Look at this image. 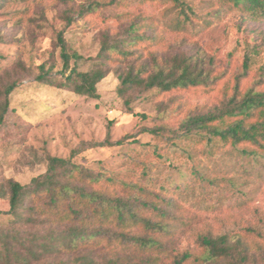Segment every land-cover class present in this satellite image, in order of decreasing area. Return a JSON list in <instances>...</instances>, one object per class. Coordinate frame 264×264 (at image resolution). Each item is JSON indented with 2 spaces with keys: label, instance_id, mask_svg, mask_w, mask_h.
Returning <instances> with one entry per match:
<instances>
[{
  "label": "rangeland",
  "instance_id": "374dc122",
  "mask_svg": "<svg viewBox=\"0 0 264 264\" xmlns=\"http://www.w3.org/2000/svg\"><path fill=\"white\" fill-rule=\"evenodd\" d=\"M190 1L201 20L188 23L185 29L175 27L179 9L170 0H27L0 7V67L14 68L21 79L0 126V181L11 177L27 182L45 170L47 155L73 154L74 161L86 167L153 188L187 184L188 195L182 201L201 214L202 228L218 234L252 228L259 239L252 234L249 239L263 241L264 156L243 153L242 149L253 150L243 144L217 141L213 145L205 135L183 134L178 126L188 112L205 111L220 102L222 84L229 77L232 82L245 54L250 57L249 70L239 88L243 91L252 83L264 64V20L236 9L205 14L210 1ZM90 2L100 6L79 17L80 6ZM66 14H70V23ZM135 16H151L159 30L168 28L162 31L165 40L156 47L159 51L198 50L212 56L220 79L211 86L172 90L155 97L133 91L129 109L117 94L119 80L114 69L97 84L96 98L34 80L39 66L51 74L60 68L59 33L69 48L70 67L86 71L96 60L102 33L118 34ZM138 53L149 58L142 47ZM16 60L24 69L15 66ZM158 102L170 105L166 112L158 113ZM157 127L163 129L151 133ZM124 135L121 144L96 145ZM194 171L205 179L199 181ZM206 206L209 210H198ZM7 208V201L0 199V210ZM2 220L1 214L0 223ZM179 246L193 248L192 234L182 236ZM246 264H264V249Z\"/></svg>",
  "mask_w": 264,
  "mask_h": 264
},
{
  "label": "trees",
  "instance_id": "16d2710c",
  "mask_svg": "<svg viewBox=\"0 0 264 264\" xmlns=\"http://www.w3.org/2000/svg\"><path fill=\"white\" fill-rule=\"evenodd\" d=\"M11 1L27 0H0V7ZM208 1L211 5L205 14L236 9L264 20V0ZM170 2L179 9L177 29L201 20L190 0ZM99 6V2L80 6L79 17ZM66 17L70 23V14ZM167 29L159 30L151 16H135L118 34L103 32L96 60L86 71L70 67L69 48L59 33L60 68L51 74L39 66L34 80L96 98L97 84L114 69L119 80L117 94L129 109L133 91L155 97L172 90L211 86L220 79L222 74L214 70L212 56L198 50L159 51L156 47L164 42L162 31ZM139 47L146 49L149 58L138 53ZM249 61V54H245L240 70L232 74V82L229 77L221 85L218 104L184 116L178 126L183 134L205 135L213 145L217 141L247 145L253 150L242 149L243 153L264 156V64L241 91L240 79L246 77ZM14 64L24 69L20 60ZM17 75L14 68L0 67V126L11 108V94L21 84ZM168 106L158 102V113L166 112ZM162 129L150 131L158 134ZM126 137L114 142L105 139L96 145L121 144ZM194 174L199 181L205 179L199 171ZM187 188V184L179 183L157 189L86 167L75 162L73 154L47 155L45 170L27 182L11 177L0 181V199L8 205L0 210V264H246L263 252L264 240L249 239L250 234L259 239L252 228L221 234L202 228L201 214L182 201L188 195ZM186 233L194 238L193 248L179 246Z\"/></svg>",
  "mask_w": 264,
  "mask_h": 264
}]
</instances>
